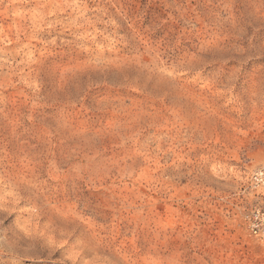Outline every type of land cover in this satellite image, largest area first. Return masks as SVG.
<instances>
[{
    "label": "rangeland",
    "instance_id": "obj_1",
    "mask_svg": "<svg viewBox=\"0 0 264 264\" xmlns=\"http://www.w3.org/2000/svg\"><path fill=\"white\" fill-rule=\"evenodd\" d=\"M262 172L264 0H0V264H264Z\"/></svg>",
    "mask_w": 264,
    "mask_h": 264
},
{
    "label": "built area",
    "instance_id": "obj_2",
    "mask_svg": "<svg viewBox=\"0 0 264 264\" xmlns=\"http://www.w3.org/2000/svg\"><path fill=\"white\" fill-rule=\"evenodd\" d=\"M257 182H264V173L257 177ZM249 228L254 236L264 237V211L256 208L249 219Z\"/></svg>",
    "mask_w": 264,
    "mask_h": 264
},
{
    "label": "bare ground",
    "instance_id": "obj_3",
    "mask_svg": "<svg viewBox=\"0 0 264 264\" xmlns=\"http://www.w3.org/2000/svg\"><path fill=\"white\" fill-rule=\"evenodd\" d=\"M67 261V260H66Z\"/></svg>",
    "mask_w": 264,
    "mask_h": 264
}]
</instances>
